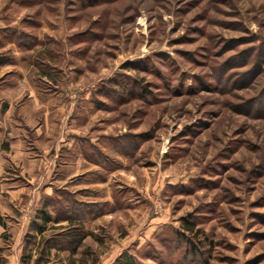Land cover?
Segmentation results:
<instances>
[{
	"label": "rangeland",
	"instance_id": "obj_1",
	"mask_svg": "<svg viewBox=\"0 0 264 264\" xmlns=\"http://www.w3.org/2000/svg\"><path fill=\"white\" fill-rule=\"evenodd\" d=\"M1 84L10 128L62 161L34 186L54 189L46 229L31 205L10 244L58 243L53 264H264V0H0Z\"/></svg>",
	"mask_w": 264,
	"mask_h": 264
},
{
	"label": "crops",
	"instance_id": "obj_2",
	"mask_svg": "<svg viewBox=\"0 0 264 264\" xmlns=\"http://www.w3.org/2000/svg\"><path fill=\"white\" fill-rule=\"evenodd\" d=\"M6 86L7 84H1L0 90L2 91L4 88L7 89L8 86ZM2 93L3 92H1L3 99L1 100L5 102L2 103L0 101V264H34L35 259L38 261L41 250L44 249L45 241H37L34 238H30L24 242L17 241L10 244L8 240V233L17 231V228H19V223L22 220L21 217H19L20 215L18 211L24 213L28 208H30L31 205L32 208L36 210L34 217H37L36 215L39 217L41 211H48V206L55 198H53L54 189L52 184L46 186V183H49L50 180L57 177V175L50 178L49 172L51 170L48 172L45 170V168L51 169V167L54 166V163L57 162L58 164L62 161L57 160L59 156L57 152L58 149L56 152L51 150L49 154H46L43 148H41L39 145L35 144L34 147H30L26 144L24 138V133L26 132H17V130H15V132L10 128L7 119L9 117L8 113L10 112L12 105L9 104V100H5L8 99L6 98L8 97V94L4 96ZM31 97L36 101V96H34V93L33 95L31 94ZM4 106H6L5 109ZM67 136H70L72 140L73 138H77V140L79 139L83 141L84 138V136H80L75 133H71L70 135L67 134ZM84 140L85 142L89 141L87 137ZM93 148L96 147L93 146ZM59 149L60 154L62 153L63 155L65 150L70 152L72 149V143L70 144V139H62ZM97 150L98 157L96 162L104 165V156L106 154L105 152L103 153L102 150H99V148H97ZM100 151L102 153L101 155ZM38 152H40L42 156H38ZM82 155L88 159L90 157L89 150L82 147ZM92 155L96 156L95 153ZM63 161L67 163L65 165H70L69 160ZM81 161L84 162V159L82 158ZM47 163L49 166L46 167ZM78 163L79 162L77 161V164ZM18 168L20 171H16L18 173H15L14 170H17ZM43 169L47 172L45 175L46 178H48V182H46L45 186L41 188V191H39V188L34 186L35 184L39 183ZM82 214H84V211H82ZM25 217L26 216L24 215V218ZM35 220H37V218ZM36 231L41 232L38 227ZM32 245L34 246L33 249ZM56 247H58V244L48 242L46 245V253H48V255L46 256V259L38 261V264H53L52 250ZM29 249H32V251H27ZM35 249H38V254L36 256L33 253V250L36 251ZM5 250L7 252H5ZM26 251L27 254H25Z\"/></svg>",
	"mask_w": 264,
	"mask_h": 264
},
{
	"label": "trees",
	"instance_id": "obj_3",
	"mask_svg": "<svg viewBox=\"0 0 264 264\" xmlns=\"http://www.w3.org/2000/svg\"><path fill=\"white\" fill-rule=\"evenodd\" d=\"M39 215L43 219V223L40 224L38 226V228H39V230L41 232H43L46 229V224L51 220L52 217L50 216L49 212L46 211V210L45 211H41ZM71 215L67 214V216H68L67 218H70L71 221H74L73 220L74 218L72 217L74 215H72V216ZM74 217H76V216H74ZM55 220L58 222L59 221V218H55ZM188 224H190V223H188ZM187 228H189V229L192 228L193 229V226L192 225H187ZM76 231H77V233H74L75 241H73L71 243L73 245H77V244L81 243V241H82V234H83V231L84 230L82 228L81 229L80 228L79 229L77 228ZM62 247L65 249V246H62ZM74 247H76V246H74ZM46 251H47V249H42L41 250V254H40V257H39L38 261H42V260L46 259V256L48 255V253H46ZM132 262H133L132 261V258L130 256H128V257L126 256V260L125 261L122 262V260H120V261L115 262L114 264H131ZM200 264H211V263L209 262V260L205 259Z\"/></svg>",
	"mask_w": 264,
	"mask_h": 264
}]
</instances>
